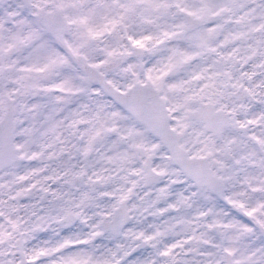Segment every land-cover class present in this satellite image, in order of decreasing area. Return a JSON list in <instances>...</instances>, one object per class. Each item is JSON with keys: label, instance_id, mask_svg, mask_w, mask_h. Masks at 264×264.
Wrapping results in <instances>:
<instances>
[{"label": "snow or ice", "instance_id": "obj_1", "mask_svg": "<svg viewBox=\"0 0 264 264\" xmlns=\"http://www.w3.org/2000/svg\"><path fill=\"white\" fill-rule=\"evenodd\" d=\"M0 264H264V0H0Z\"/></svg>", "mask_w": 264, "mask_h": 264}]
</instances>
